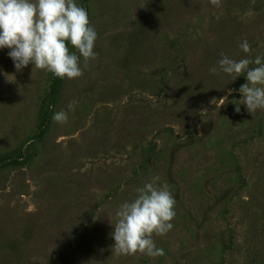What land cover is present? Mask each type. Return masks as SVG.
Wrapping results in <instances>:
<instances>
[{"label": "rangeland", "instance_id": "rangeland-1", "mask_svg": "<svg viewBox=\"0 0 264 264\" xmlns=\"http://www.w3.org/2000/svg\"><path fill=\"white\" fill-rule=\"evenodd\" d=\"M75 3L98 55L52 103L53 74L0 49V264H264V109L218 67L264 57V0ZM154 176L176 201L165 254L118 256L116 211Z\"/></svg>", "mask_w": 264, "mask_h": 264}, {"label": "clouds", "instance_id": "clouds-1", "mask_svg": "<svg viewBox=\"0 0 264 264\" xmlns=\"http://www.w3.org/2000/svg\"><path fill=\"white\" fill-rule=\"evenodd\" d=\"M211 3L219 7L221 0H211ZM97 38L86 8L77 5L75 0H0V49H10L8 56L17 71L31 64L61 79L79 78L83 75L80 58H83L84 67L97 58L94 51ZM69 43L76 52L70 53ZM240 48L246 54L251 51L247 40ZM221 56L219 71L231 75L232 80L242 74L246 76L247 82L239 88L240 104L251 114L264 109V57L237 61L224 53ZM252 64L256 67L250 68ZM210 71L215 73L217 68ZM5 75L7 78L8 74ZM231 91L229 89V94ZM76 103L70 101L67 110L55 112L52 120L58 124L67 123L68 112L74 111ZM239 105L236 112L240 111ZM158 181L159 176L152 177L136 189L134 199L123 202L116 211L117 221L111 233L116 255L140 253L158 257L165 254L156 246L153 237L163 236L173 228L171 221L176 215V201L169 185L158 184Z\"/></svg>", "mask_w": 264, "mask_h": 264}, {"label": "trees", "instance_id": "trees-1", "mask_svg": "<svg viewBox=\"0 0 264 264\" xmlns=\"http://www.w3.org/2000/svg\"><path fill=\"white\" fill-rule=\"evenodd\" d=\"M69 45L70 43L68 44V46ZM59 88H60V78L52 75V82H51L50 92H49V102L50 103H52L55 100Z\"/></svg>", "mask_w": 264, "mask_h": 264}]
</instances>
